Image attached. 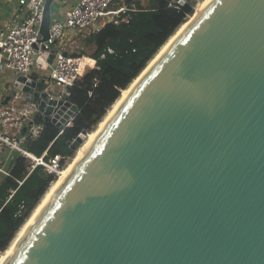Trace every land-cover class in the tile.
I'll return each instance as SVG.
<instances>
[{
  "label": "water",
  "instance_id": "1",
  "mask_svg": "<svg viewBox=\"0 0 264 264\" xmlns=\"http://www.w3.org/2000/svg\"><path fill=\"white\" fill-rule=\"evenodd\" d=\"M46 88L15 78L11 96L35 107L23 133L63 131L79 112ZM88 133L69 141L75 152ZM2 264H264V0L198 8L108 111Z\"/></svg>",
  "mask_w": 264,
  "mask_h": 264
},
{
  "label": "trees",
  "instance_id": "2",
  "mask_svg": "<svg viewBox=\"0 0 264 264\" xmlns=\"http://www.w3.org/2000/svg\"><path fill=\"white\" fill-rule=\"evenodd\" d=\"M125 4L129 9L118 22H107L90 34L96 44L92 56L97 66L89 68L70 87L68 99L79 106L70 125L61 131L50 123L34 137L25 132L26 146L33 153L41 155L47 151L48 155L60 153L72 159L75 151L69 141L83 130L90 132L96 128L122 89L130 85L195 11L192 2L180 4L174 0H150L149 6H144L141 0ZM57 178L56 173L45 171L43 166L29 172V160L16 154L14 164L0 182V254ZM21 203L25 208L18 214Z\"/></svg>",
  "mask_w": 264,
  "mask_h": 264
},
{
  "label": "built area",
  "instance_id": "3",
  "mask_svg": "<svg viewBox=\"0 0 264 264\" xmlns=\"http://www.w3.org/2000/svg\"><path fill=\"white\" fill-rule=\"evenodd\" d=\"M46 0H19V5L29 11L27 16L20 22H6L0 26V73L10 72L16 76L24 74L38 80L44 79L47 84L46 90L50 98L68 99L70 87H72L84 74L87 68L97 66V60L93 56H72L64 54L79 52L73 50V38L98 31L107 22H118V18L129 7L126 4L117 8L110 7L115 0H74L72 6L65 12L62 19H51L49 37L41 41V24L44 17ZM67 5L71 0H54ZM72 35V38H70ZM54 53L52 63L48 62L46 54ZM48 63V73L44 78L31 74L32 67L38 65V59ZM12 87V86H11ZM20 92L17 96L20 97ZM5 96V95H4ZM34 105L25 113L26 124L32 119ZM20 123V129L25 126ZM42 130V125H31L26 130L27 134L34 137ZM27 134L18 133L0 128V147L16 151L29 160V172L37 166H43L49 173H59L71 160L69 157L56 153L48 155L47 151L37 155L30 151L25 141ZM12 193L15 189L11 190ZM25 204L19 205L18 214H21Z\"/></svg>",
  "mask_w": 264,
  "mask_h": 264
},
{
  "label": "crops",
  "instance_id": "4",
  "mask_svg": "<svg viewBox=\"0 0 264 264\" xmlns=\"http://www.w3.org/2000/svg\"><path fill=\"white\" fill-rule=\"evenodd\" d=\"M125 1L127 3L129 2L127 0ZM56 3H58V8H53L52 5V17L62 19L65 16V12L68 9L69 4H63L66 7L65 9H63L62 5L59 4V1H57ZM28 13L29 11L26 7L19 5V0H0V26H2L6 22H20L27 16ZM70 38H72V35H70ZM11 81L12 80H10L9 78L7 79V81H3L0 79V128L21 135L25 134L23 133V129H20L19 127L21 122L24 125L26 124L25 114L20 113L19 115L15 110L19 108V101L23 100L24 98L22 97L23 99L20 100L21 97L14 98L13 96H11ZM24 144H26V141ZM16 154V151L0 147V182L14 164L13 163L11 165L10 163L11 160H15Z\"/></svg>",
  "mask_w": 264,
  "mask_h": 264
},
{
  "label": "bare ground",
  "instance_id": "5",
  "mask_svg": "<svg viewBox=\"0 0 264 264\" xmlns=\"http://www.w3.org/2000/svg\"><path fill=\"white\" fill-rule=\"evenodd\" d=\"M206 0H199V2L196 5L195 11L194 13L189 17V19L182 23V25H180L178 27V29L169 37V39L166 41H172L175 39L176 37V33L177 31H179L185 24L191 23L192 22V17L196 14L198 8L205 2ZM165 44L160 48V50L156 53V55L154 57H160L163 49H164ZM154 57L148 62V63H154ZM148 66V64H147ZM147 66L141 71V73L130 83V85L127 88L122 89L120 96L116 99V101L111 105V107L108 109V111H114L116 109V107L119 105L120 101L122 100V98L125 95V92L129 89H133L135 87V83L138 81L140 75L147 69ZM108 111L106 112V114L104 115V117L100 120V122L98 123V125L96 126V128L92 131H90L87 134V137L85 139V141L81 144V146L77 149L75 155L73 156V158L71 159V161L68 163V165L66 167H64L62 169V171L59 173L58 178L50 185V187L47 189V191L45 192V194L42 196L41 200L39 201V203L37 204V206L34 208V210L32 211L30 217L23 223V225L21 226V228L18 230V232L16 233L15 237L13 238V240L10 242L9 246L7 247L6 250H4L1 254H0V264L3 263L7 253L11 250L12 246L16 243L18 237H19V233L21 230H23L25 227H30L32 228V224H33V218H34V211H40L41 208L47 203L48 200V195L49 194H54L55 193V189L56 187L62 182L63 178L65 175H67L72 163L81 155L82 153V147L85 144L88 143H94L95 142V135H96V131L98 127L101 126H105L106 122H107V117H108Z\"/></svg>",
  "mask_w": 264,
  "mask_h": 264
},
{
  "label": "rangeland",
  "instance_id": "6",
  "mask_svg": "<svg viewBox=\"0 0 264 264\" xmlns=\"http://www.w3.org/2000/svg\"><path fill=\"white\" fill-rule=\"evenodd\" d=\"M73 1L74 0L69 1V3H68L69 5L67 4L68 5V8H70L72 6ZM141 1H142V4L144 6H149L150 0H141ZM56 2L57 1L54 2L53 8H58V3H56ZM190 2H192L193 5H194V7L196 8V5L199 2V0H191ZM59 4L62 5V8L63 9L66 8L61 2H59ZM123 4H125L124 3V0H115L110 7L117 8L119 6H122ZM73 39L75 40V41L72 42L73 45H72L71 48L73 50L79 51L80 53H83L84 52L85 53L84 55H89V56L94 55V52L96 50V44H95V41H94L93 36L89 35L88 33H84L82 35H77ZM88 70H89V68H87L84 71V73L86 71H88ZM46 73H48V69H41L38 65H34L32 67V70H31V74H34L35 76H41V78H44L46 76ZM16 77H17L16 75H14V74H12L10 72L0 74V79L1 80L7 81L8 78L10 80H12L11 83H10L11 85L13 84V82H14V80H15ZM21 99H23V98H20V100ZM19 102H20L18 104V107L19 108L17 110H15V111H17L16 113L20 115V113L21 114L22 113L25 114L26 112H28L29 109H30V107H31V104L29 103V101L26 100V99H23V100H21Z\"/></svg>",
  "mask_w": 264,
  "mask_h": 264
}]
</instances>
